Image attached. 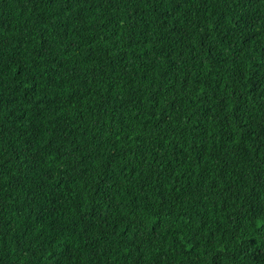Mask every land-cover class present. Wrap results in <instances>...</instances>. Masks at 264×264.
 I'll list each match as a JSON object with an SVG mask.
<instances>
[{
    "label": "trees",
    "instance_id": "obj_1",
    "mask_svg": "<svg viewBox=\"0 0 264 264\" xmlns=\"http://www.w3.org/2000/svg\"><path fill=\"white\" fill-rule=\"evenodd\" d=\"M0 264H264V0H0Z\"/></svg>",
    "mask_w": 264,
    "mask_h": 264
}]
</instances>
